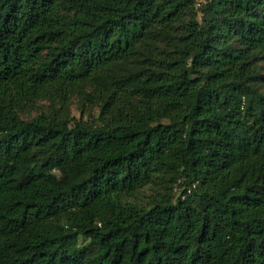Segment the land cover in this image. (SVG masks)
Wrapping results in <instances>:
<instances>
[{
  "label": "trees",
  "instance_id": "1",
  "mask_svg": "<svg viewBox=\"0 0 264 264\" xmlns=\"http://www.w3.org/2000/svg\"><path fill=\"white\" fill-rule=\"evenodd\" d=\"M260 61L264 0H0V264H264Z\"/></svg>",
  "mask_w": 264,
  "mask_h": 264
},
{
  "label": "rangeland",
  "instance_id": "2",
  "mask_svg": "<svg viewBox=\"0 0 264 264\" xmlns=\"http://www.w3.org/2000/svg\"><path fill=\"white\" fill-rule=\"evenodd\" d=\"M259 64L260 65H262V67H263V69H264V61H260L259 62ZM261 89H262V91H264V85L261 87ZM47 102L46 101H40L39 103H38V108H40V109H45V107L47 106ZM78 100H77V98L75 97L73 100H72V102L69 104V115H70V117H72V118H75V119H78L79 117H80V112H79V108H78ZM96 111H97V107L96 106H94V107H92L91 109H90V113H91V115L92 116H95L96 115ZM34 113L32 112V115H33ZM87 117V115L86 114H84V118H86ZM175 195H177L178 193H179V191H178V189H177V191L175 190Z\"/></svg>",
  "mask_w": 264,
  "mask_h": 264
}]
</instances>
